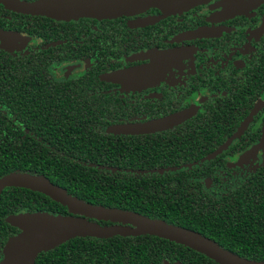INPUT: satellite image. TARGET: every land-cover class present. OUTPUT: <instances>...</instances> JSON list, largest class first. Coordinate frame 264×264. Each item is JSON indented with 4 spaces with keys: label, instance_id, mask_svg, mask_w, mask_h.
I'll return each mask as SVG.
<instances>
[{
    "label": "trees",
    "instance_id": "1",
    "mask_svg": "<svg viewBox=\"0 0 264 264\" xmlns=\"http://www.w3.org/2000/svg\"><path fill=\"white\" fill-rule=\"evenodd\" d=\"M106 55L94 62L97 72L116 68L117 62L111 61L114 48L106 49ZM52 63L42 58H11L0 50V178L10 173L43 177L87 204L188 229L240 258L264 262V169L222 200L213 201L202 185V178L210 177L208 163L159 171L198 162L204 154L185 151L175 136L168 138L167 146L151 148L146 137L103 133L101 129L109 126L105 111L112 102L106 97V106H83L86 94L76 89L87 85L58 84L47 70ZM175 131L168 134H208L211 125L201 115ZM25 212L71 216L67 208L43 194L6 188L0 195V261L7 240L19 233L6 218ZM88 221L101 227L112 225ZM176 262L218 264L151 235L76 237L35 260V264Z\"/></svg>",
    "mask_w": 264,
    "mask_h": 264
},
{
    "label": "flooded vegetation",
    "instance_id": "2",
    "mask_svg": "<svg viewBox=\"0 0 264 264\" xmlns=\"http://www.w3.org/2000/svg\"><path fill=\"white\" fill-rule=\"evenodd\" d=\"M222 2L212 0L175 15L151 8L108 23L84 18L56 21L16 13L0 4V30L20 37L10 51L0 50L11 58L52 61L47 70L55 82L75 88L87 85L76 89L86 94L83 106H106L108 97L112 102L105 111L109 126L101 129L103 133L127 136L108 129L193 111L172 129L128 137H146L147 145L156 148L167 146L168 138L175 136L185 151L204 154L198 162L159 171L208 163L210 177H203L202 185L218 201L264 169V0H245L230 9ZM112 48L116 68L93 69L94 62L105 59L106 49ZM167 52L162 67L145 85L126 88L106 79L112 72L149 65L156 55ZM135 54H141V59H132ZM90 82L95 84L89 86ZM201 115L208 119L210 133L176 132ZM172 130L177 134H168ZM224 146L221 153L206 159Z\"/></svg>",
    "mask_w": 264,
    "mask_h": 264
},
{
    "label": "water",
    "instance_id": "3",
    "mask_svg": "<svg viewBox=\"0 0 264 264\" xmlns=\"http://www.w3.org/2000/svg\"><path fill=\"white\" fill-rule=\"evenodd\" d=\"M210 1L212 0H37L34 2L0 0V4L16 13L70 22L83 18L112 20L119 17H130L144 13L151 8L158 9L164 15H175ZM244 1L223 0L222 5L227 9L236 8L244 4ZM17 41H20L18 34L0 30V49L10 51L9 46ZM165 54L168 52L156 55L149 65L107 74L106 79L122 84L126 88L145 85L158 68L162 67L160 66L161 61L166 60L168 56ZM193 114V111L188 110L146 123L115 125L108 129V132L131 136L166 131L179 125ZM225 146L206 159L214 158L224 150ZM6 188H25L43 194L67 208L71 216L51 215L45 212H25L8 216L6 223L18 229L19 233L7 240L0 264H35L40 253L48 252L70 239L76 237L107 238L113 235L155 236L190 248L218 264H264V262L240 258L191 230L129 211L87 204L68 195L60 187L43 177L10 173L0 178V195ZM88 220L110 222L112 225L101 227Z\"/></svg>",
    "mask_w": 264,
    "mask_h": 264
},
{
    "label": "rangeland",
    "instance_id": "4",
    "mask_svg": "<svg viewBox=\"0 0 264 264\" xmlns=\"http://www.w3.org/2000/svg\"><path fill=\"white\" fill-rule=\"evenodd\" d=\"M129 24H132V25H134L133 23H130L129 22ZM141 54H135V55H133V57H132V59H136V58H138V59H141L140 56Z\"/></svg>",
    "mask_w": 264,
    "mask_h": 264
}]
</instances>
